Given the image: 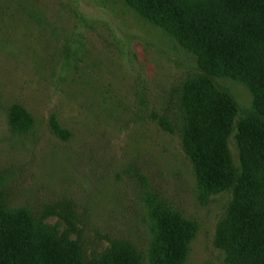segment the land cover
<instances>
[{"label": "rangeland", "instance_id": "1", "mask_svg": "<svg viewBox=\"0 0 264 264\" xmlns=\"http://www.w3.org/2000/svg\"><path fill=\"white\" fill-rule=\"evenodd\" d=\"M201 73L125 0H0L3 212L76 243L83 264L116 245L148 264L147 210L165 204L195 227L183 264H225L216 236L234 192L204 197L177 130L181 86ZM213 82L238 107L229 149L240 168L237 125L264 117L244 82Z\"/></svg>", "mask_w": 264, "mask_h": 264}, {"label": "trees", "instance_id": "2", "mask_svg": "<svg viewBox=\"0 0 264 264\" xmlns=\"http://www.w3.org/2000/svg\"><path fill=\"white\" fill-rule=\"evenodd\" d=\"M125 1L196 57L202 73L181 86L177 130L204 197L234 192L216 236L225 264H264V122L247 117L238 123L236 168L229 139L238 107L213 82L216 77L244 82L264 117V0ZM19 115L24 116V131L29 118L21 110ZM147 212L152 233L148 264H183L195 237L194 224L165 204L149 205ZM27 220L25 212L6 214L0 206V264H83L76 243L35 230ZM89 264L137 260L130 250L116 245Z\"/></svg>", "mask_w": 264, "mask_h": 264}]
</instances>
